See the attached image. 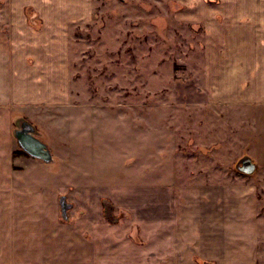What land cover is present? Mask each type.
I'll return each instance as SVG.
<instances>
[{
    "label": "rangeland",
    "instance_id": "obj_1",
    "mask_svg": "<svg viewBox=\"0 0 264 264\" xmlns=\"http://www.w3.org/2000/svg\"><path fill=\"white\" fill-rule=\"evenodd\" d=\"M237 2L91 0L89 22L74 25L69 36L70 76L72 85L76 82L71 91L97 102L103 133L111 130L117 138V166L112 175L96 170L90 182H101L100 188L71 186L61 194L55 237L47 236L45 258L34 264H51L52 254V264H77L64 249L77 257L79 243L85 242L88 254L89 243L98 242L93 224L101 227L102 257H112L114 264H150L147 249H157V195L164 173L173 177L175 164L198 163L199 172L209 165L217 179L227 167L237 182L235 173L244 175L236 170L243 157L259 163L256 136L264 133V105L244 104L253 91L249 82L238 84L234 67L208 50L207 26L215 18L210 13L225 4L234 14ZM179 172L185 173L177 167ZM245 176L239 185L250 187L257 199L251 208L258 221L251 264H264V183L256 172ZM87 190L96 195L82 201L77 194ZM231 198L234 211L240 203ZM235 216L242 217L231 220Z\"/></svg>",
    "mask_w": 264,
    "mask_h": 264
},
{
    "label": "crops",
    "instance_id": "obj_2",
    "mask_svg": "<svg viewBox=\"0 0 264 264\" xmlns=\"http://www.w3.org/2000/svg\"><path fill=\"white\" fill-rule=\"evenodd\" d=\"M235 5L234 14L225 4L210 13L215 18L207 26L208 50L234 67L231 73L237 74L238 84L249 82L253 91L245 95L244 104L264 105V2L238 0ZM90 7L91 0H0V264L44 259L47 236L56 234L55 203L61 194L71 186L100 188L101 182H90L96 170L109 175L116 170L117 138L111 130L103 133L97 102L88 103L85 93L71 91L76 82L72 85L70 76L69 36L74 25L89 22ZM20 122L35 129L51 154L50 162L31 157L19 146L14 132ZM256 139V180L264 183V133ZM180 164H175L173 177L163 174L159 186L157 249L148 247L149 263L251 264L258 233L251 208L257 199L250 187L239 185L245 174L235 173L239 177L234 182L227 167L217 179L209 165L201 167L208 170L203 173L198 163ZM177 167L186 181L178 179ZM92 193L96 195L93 190L77 195L84 201ZM231 196L241 210L240 204L229 209ZM97 197L101 199L100 193ZM239 214L241 218L231 220ZM95 225L98 242L89 243L88 254L86 243L80 242L77 257L70 258L69 247L64 249L68 259L114 264L112 257H102L101 227ZM54 259L52 254L48 260L52 264Z\"/></svg>",
    "mask_w": 264,
    "mask_h": 264
},
{
    "label": "water",
    "instance_id": "obj_3",
    "mask_svg": "<svg viewBox=\"0 0 264 264\" xmlns=\"http://www.w3.org/2000/svg\"><path fill=\"white\" fill-rule=\"evenodd\" d=\"M28 125L25 122H20L15 130L14 135L19 143V146L24 152L33 158L39 159L44 162L51 161V154L48 151L46 145L42 143L36 137V131L29 126V129L25 128ZM257 165L249 157H243L236 165V170L245 175H253L256 172ZM66 205L62 202V212L65 214Z\"/></svg>",
    "mask_w": 264,
    "mask_h": 264
}]
</instances>
